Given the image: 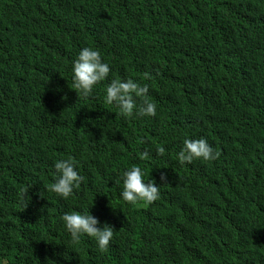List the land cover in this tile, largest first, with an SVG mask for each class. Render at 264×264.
I'll return each mask as SVG.
<instances>
[{"label":"trees","instance_id":"obj_1","mask_svg":"<svg viewBox=\"0 0 264 264\" xmlns=\"http://www.w3.org/2000/svg\"><path fill=\"white\" fill-rule=\"evenodd\" d=\"M84 47L110 67L88 97L72 89ZM129 78L154 116L105 102L107 84ZM200 138L218 157L180 163L183 141ZM69 156L84 179L65 199L48 186ZM133 166L159 187L150 204L120 196ZM87 207L114 229L105 251L69 243L61 217ZM0 257L264 264V0H0Z\"/></svg>","mask_w":264,"mask_h":264},{"label":"clouds","instance_id":"obj_2","mask_svg":"<svg viewBox=\"0 0 264 264\" xmlns=\"http://www.w3.org/2000/svg\"><path fill=\"white\" fill-rule=\"evenodd\" d=\"M109 72V64L102 61L101 53L92 47H84L72 63V89L80 97H88L94 86L108 78ZM136 98H140L142 102L138 104ZM105 102L109 105L114 104L124 117L154 116L156 114L157 106L148 97L147 86H141L130 78L112 79L106 86ZM156 152L163 154L164 148L157 147ZM218 155L219 153L204 138L185 139L183 147L176 153V158L180 163L190 164L196 159L215 160ZM148 156L149 151L147 149L140 154L141 159ZM54 168L57 175L48 189L61 198L67 199L84 177L79 174L77 161L71 156L67 159L57 160L54 163ZM160 179L161 181L167 179L163 172ZM121 180L120 196L127 203L135 204L142 201L150 204L159 197V187L151 180L146 181L144 179V172L140 167L133 166L125 170ZM26 191L22 188L18 193V199L22 205L24 198H26ZM89 208L66 212L62 215L64 227L70 234L69 243L76 245L82 237L87 236L95 240L99 250L105 251L113 238L114 229L108 223L102 227H97L98 220L93 217ZM250 223H253L251 217L247 218L242 225ZM0 264H7V260L0 257Z\"/></svg>","mask_w":264,"mask_h":264}]
</instances>
